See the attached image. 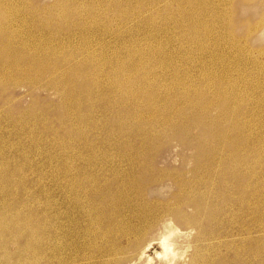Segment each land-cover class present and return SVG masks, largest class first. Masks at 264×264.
<instances>
[{
    "label": "rangeland",
    "instance_id": "1",
    "mask_svg": "<svg viewBox=\"0 0 264 264\" xmlns=\"http://www.w3.org/2000/svg\"><path fill=\"white\" fill-rule=\"evenodd\" d=\"M10 1L11 5L7 4L8 1L2 4V21L5 20L4 23H1L2 27L9 33L8 35L14 45H18L17 47L22 49L19 54L21 56L26 55L25 60L29 56L30 58H28L29 62L24 64V67H22L23 63L19 66L17 72H15L16 75L9 72L8 75L0 76V264H44L41 259L48 256L52 264L57 263L56 258L59 256L68 260L71 257L70 250L68 252L62 249L58 251L54 244L49 248L47 243L41 253L38 251L35 256H32L33 244L37 239H39V245L43 244L47 231L51 232L52 238H62L69 243V246H77L82 252L77 254L76 259L84 254L85 251L83 250H91L95 244L102 245V250L107 252L108 249L115 248L118 252L117 249L126 248L127 241L117 242H120L121 237L117 227L108 228L107 217L109 215L95 217L96 221H100L101 224L100 226H93L89 231H82L81 226L74 228L75 240L69 234L60 235L57 232L59 215L64 212L67 206L71 205L74 197L71 195L67 197L60 190V186L57 188V183H61L60 180L62 179L61 164H67L77 170L76 168L79 169L86 160L90 162V166H87L88 172L86 170L87 173L76 174L74 176L76 180L85 176L89 178L91 174L100 176L98 184H102V181L107 180L110 175H113V178L124 177L123 168L120 166L123 165L126 168L128 164L122 161L119 165L118 162L123 159H130L133 154L134 156L137 154L138 158L141 157L140 160L153 157L156 168L155 176L159 177L162 182L157 188H150L144 199L140 195L132 193L116 201L115 205L121 200L125 202L115 207L117 209H113L112 216L120 214L119 217L123 220L127 219L125 222L130 219L131 222L129 221L126 224H129L128 227L131 229H140L141 227V231L147 230L148 226H151V222L153 226H156L153 231L143 232L141 239L140 236L138 239V243H150V248L146 252L149 258H154V253L160 251L157 243L158 231L156 230H161V222L169 221L172 226L183 234V238L181 237L178 243L180 248L183 249L187 242L189 248H191L180 252L177 263H180L182 258L191 255L192 251L195 252L193 254L195 257L202 256L214 260H217L221 254L223 259L219 260L217 264H257L259 257L264 261V0H249L246 4H240V1L234 0L231 2L232 4H228V7L225 6L226 0H214L220 6V9L216 12L209 11V15L207 14L204 19L209 25H213L214 30H218L216 27L219 28L220 32L214 30L210 32L211 27L209 26V29L207 28L208 33H205V35L209 36L210 34L212 40L210 42L206 41L205 44L208 52L210 51L217 56L218 62L212 66L210 60L205 57L203 61L209 65L208 67L211 66L207 70L200 69V62L202 61L198 64L196 62L197 58L203 57L202 55L200 57L199 54V44H203L204 42L201 41H205L204 37H206L204 36V40L202 39L203 33L201 32H203V28L201 29L202 26H199L198 32L196 30H194L195 33L191 31V40H189L188 28L183 27L186 30L182 27L178 29V26H175L177 24L173 23L174 16L177 13L174 11L176 6L173 0H91V2L90 0H66V3L63 2L62 7H69L68 9L76 14L72 16L66 12L68 17L65 18L67 22L65 24L67 27L68 24L71 25L70 28L68 27L69 29L62 24L63 22L57 24L54 21L51 22V19L50 22L44 20L47 22L45 24H36L37 27L35 24L31 25L32 22L29 21L30 19L27 16L29 12L25 10V13L23 10L34 9V14H31L33 18L37 14L42 19L45 17L52 18L55 17L58 10H50V8L58 4L57 1L59 0ZM194 1L192 7L199 11L203 0ZM177 2L180 3V18L184 24L188 21L189 15L192 18L189 23H192L191 26L193 24L195 26L196 11L189 10L187 0ZM185 4H187L188 14H185L183 10ZM38 12H41V14ZM103 12V16L100 15ZM126 19L129 20L121 26L120 22ZM226 20L234 26V33L229 36L223 30L225 29ZM97 21L103 22L104 27L99 26ZM76 22L80 24H78L79 27L75 25ZM84 24L86 29L83 27ZM58 25L60 26L58 27ZM204 26H207V23ZM71 27H75V30ZM59 28L63 30L61 31ZM77 28H81V30ZM71 29L72 31H70ZM103 30H107L108 33L110 31V34L103 40H99L98 38L101 37L100 33H103ZM96 41H98L97 44ZM176 47H179V49ZM86 49L89 52L90 50L93 51L96 60L91 63H97V67L104 66L105 61L108 60L112 62L114 60V65L119 60L120 65L114 69L113 72L116 71V73H112L113 75L108 74L111 73V70L107 73L104 72L103 76L98 77V74L92 76V80L101 85L99 88H94L93 93L98 94V96L102 95L101 98L104 100L98 104L101 101L99 99L93 105H86L78 110L72 105L60 103L62 101L61 97L55 93L53 86L51 87V80H49L51 77L48 75L61 73L69 67L79 64V60L86 58L88 53ZM96 52L101 53L100 56H97ZM176 52L180 53L176 55ZM102 54L105 57L101 56ZM80 55L83 56L81 59ZM56 58L58 59L56 60ZM44 59L45 61H43ZM127 60H130L129 63H127ZM34 61L40 62V65L34 63ZM29 63L30 65L35 64L31 65L30 70L28 69ZM131 63L136 65L135 67L139 66L137 70L140 71V76H138L139 74L135 75L134 70L136 68L133 67L134 65L131 66ZM89 67L90 64L87 65L88 71H90ZM123 67L127 71L126 78L128 79L125 81H122V73L120 72L124 69ZM45 68L52 70L46 72ZM215 71L219 73L226 71L228 77H224V80L218 79ZM117 73L120 74L119 78H116ZM107 76H110V78ZM114 76L116 81L119 82H115ZM221 80L223 82L219 84ZM175 82L177 83L175 84ZM207 82L208 84H206ZM211 82L213 85L210 84ZM21 83L26 86L24 87ZM109 83H111L112 89L107 90L105 87ZM186 83L192 85L188 86ZM232 83H234V88L233 91H230ZM224 87H227V90L218 96L216 91L219 88L221 91ZM128 88H132V90L129 91ZM138 89L140 93L134 98L132 93H138ZM184 90H186V93ZM194 90L206 93L207 97L213 102H217L220 97L223 100L229 114V121H225L223 117L224 121L219 127L220 132L223 134L222 143H229L228 148L225 149V154L231 155L235 151L236 166H238V163L240 165L239 168H235L239 171L238 183L236 182L240 185L239 191H230V184H225L226 193L222 197L232 198L233 201L231 200L230 205L224 206L219 215L214 216L213 225L210 228V240L205 242L204 240L199 242L195 240L196 229L188 226L182 218L184 214H190L192 209L184 208L177 212L172 205L174 204V195L178 192L173 182L187 183L192 178L189 171L193 169L195 163V150L193 147L183 146L180 140L174 137L167 141L159 140L152 145H147L148 140L146 139L156 133L155 129L149 127L146 128V138L140 136L134 138L132 132L129 133L131 135L128 137L114 133L119 125L124 126L126 129H132V127L134 129V119L142 120L149 117L152 112L149 110L150 108H147L149 104V102L147 103V97H151L150 100L154 106L166 107L165 109L169 111L178 104L184 106L185 101L182 98L187 97L185 96L187 93L192 96ZM180 92L184 93L181 95ZM149 106L151 105L149 104ZM181 106L178 105L177 107ZM233 106H235V109H232ZM135 108H138L139 111L135 112ZM63 110L64 113L67 110L66 118L62 117L64 115ZM138 113H142L144 117ZM212 113L213 115L217 114L216 112ZM159 114L158 116L161 115ZM139 117L140 119H138ZM72 128L71 131L75 134L70 131ZM192 132L195 133L196 129ZM164 134L172 135V130L163 128L162 135ZM130 146H133L134 149ZM102 165H107L103 172L99 171V167ZM117 166L118 168H116ZM234 166L235 163H232V167ZM227 170H223L222 178L226 175ZM164 171L167 177L159 174ZM221 171L219 169V172ZM70 180H72V175ZM208 183L211 182L208 181ZM209 190L211 191L210 188ZM183 192H187L186 189ZM224 198L222 199L224 200ZM79 200H82V198H79ZM166 201L172 209L168 211L166 207H163L165 211L161 212L158 209ZM156 211L161 214L155 215L156 221L155 219L151 220L149 213H155ZM14 216L19 219L32 216L35 222H28L22 228L18 224L16 228L5 229L3 221ZM48 218H50L49 221ZM177 220H180V222ZM130 237L133 238V235H130ZM136 250L135 247H132L125 254L111 256L110 258L113 260L108 258L106 264H129V258L135 257L138 252ZM121 252L122 250L119 253ZM36 256H41V258L38 257L37 262L32 261V259L37 258ZM96 259L91 260V264H97ZM103 259L106 260L107 257ZM188 260L187 258V264ZM149 264H157L155 258Z\"/></svg>",
    "mask_w": 264,
    "mask_h": 264
},
{
    "label": "bare ground",
    "instance_id": "2",
    "mask_svg": "<svg viewBox=\"0 0 264 264\" xmlns=\"http://www.w3.org/2000/svg\"><path fill=\"white\" fill-rule=\"evenodd\" d=\"M8 1V2H7ZM89 1V0H88ZM179 0H173L174 5L176 6V9L174 11H176V15L174 16L173 19V23L177 24L175 26H178V29L180 27H187L189 30L188 33V39L191 40V31L193 33H195L196 31L198 32L199 26L201 29L203 28V36L202 39L205 35V33H208L207 28L209 29V26L211 27V30H214L212 27L213 25H209L208 22L204 19V17H206V15L209 13V11H214L216 12L218 9H220V6L214 1V0H203L202 4L200 6V10L198 11L194 9V7H192L193 5V1L194 0H187V4L188 7L190 8L189 10L196 11L195 13V21H196V25L194 26V24L191 26L192 23H189L190 20H192V18L189 17L188 15V21L186 22V24H184V22L182 21V19L180 18V3L177 2ZM234 0H226V4L228 7V4L233 2ZM240 1V4H246L249 2V0H238ZM7 4H12L11 1L9 2V0H0V76L5 75L7 73H15L17 72L18 68L20 65H22L24 67V64H26L28 61V58H30V56L27 58V60L24 59V57L26 56H21L22 49H20V47H17L16 45H14L12 39L9 37V33L6 32V30L2 27V22L4 23L5 20L2 21V4L6 3ZM23 2V1H22ZM58 4L54 5L52 8H50V10H58L56 11V15L55 17H45L44 19L40 18L39 14H37L38 18H33L31 14H34L33 10H29V9H23L24 11L27 10V12H29L27 14V16L29 17V21H31V25L32 24H39L41 25V23H47L50 19L52 20L51 22H56L57 24H60L58 22H63V25L65 24V18H67L68 16L66 12H68L69 14H71L72 16H75V12H73L72 10L68 9L67 7L64 8L62 7L63 2L66 3V0H59L57 1ZM70 2V1H68ZM81 2V1H80ZM91 2V0H90ZM126 2V1H125ZM195 2V1H194ZM54 3V2H53ZM25 4V3H24ZM23 4V5H24ZM82 4V2H81ZM98 4V3H97ZM187 4H185L184 6V13L188 14V8H187ZM198 4V3H197ZM232 4V3H231ZM29 5V3H28ZM79 5V4H78ZM83 5V4H82ZM81 7V6H80ZM97 7V6H96ZM117 7V6H116ZM27 8V7H26ZM44 8V7H43ZM86 8V7H84ZM10 9V8H9ZM31 9V6H30ZM76 9V8H75ZM78 9V7H77ZM229 9V8H226ZM4 10V9H3ZM89 10V9H88ZM87 10V11H88ZM95 10V9H94ZM107 10V9H106ZM182 10V8H181ZM182 10V11H183ZM232 10V9H231ZM41 11V10H40ZM77 11V10H76ZM188 11V12H187ZM203 12L202 14L200 12ZM78 12V11H77ZM102 12V11H101ZM187 12V13H186ZM228 12V11H227ZM26 13V11H25ZM41 14V12H38ZM44 13V12H43ZM52 13V12H51ZM50 13V14H51ZM81 13V12H80ZM85 13V12H84ZM89 13V12H88ZM92 13V12H91ZM90 14V13H89ZM104 12L101 13L100 15L103 16ZM198 14V15H197ZM221 14V13H220ZM31 15V16H29ZM48 15V14H47ZM52 15V14H51ZM88 15V14H87ZM93 15V13H92ZM209 15V14H208ZM43 16V15H42ZM50 16V15H49ZM230 16V15H229ZM85 17V16H84ZM90 17V16H89ZM92 17V16H91ZM183 17V16H182ZM79 18V17H78ZM81 18V17H80ZM94 18V17H93ZM92 18V20H93ZM104 18V17H103ZM106 18V17H105ZM104 18V19H105ZM4 19V17H3ZM82 19V18H81ZM80 19V20H81ZM43 20V21H42ZM46 20V21H44ZM96 20V19H95ZM129 19H126L125 21L120 22L121 26H123ZM230 20V19H229ZM84 21V19H83ZM193 21V22H195ZM210 21V20H208ZM50 22V21H49ZM94 22V21H93ZM93 22H91L93 24ZM98 22V21H97ZM133 22V20H132ZM55 23V25H57ZM67 23V22H66ZM78 26V22H76ZM207 23V26H204V24ZM61 24V26H62ZM86 24V23H85ZM84 24V28L86 29V25ZM90 24V25H92ZM95 24V23H94ZM99 26H103L104 27V23H97ZM119 24V23H118ZM74 25V24H73ZM72 25V26H73ZM74 25V26H75ZM80 25V24H79ZM97 25V27H98ZM60 25H58L59 27ZM71 25L68 24V27L70 28ZM76 26V27H77ZM204 26V27H203ZM218 26V25H217ZM228 26V27H227ZM11 27V26H10ZM35 27V26H34ZM37 27V25H36ZM57 27V26H56ZM67 27V25H66ZM67 27V28H68ZM79 27V26H78ZM81 27V26H80ZM82 27V28H83ZM88 27V26H87ZM249 27V26H248ZM53 28V27H52ZM68 28V29H69ZM71 28H75V27H71ZM83 28V29H84ZM95 28V27H93ZM57 29V28H56ZM61 29V28H59ZM65 29V27H64ZM67 29V31L69 32V30ZM79 30H81V28H77ZM184 29V28H183ZM216 29L218 30H214L217 32H220L219 28L216 27ZM49 30V29H48ZM63 29H61L62 31ZM75 30V29H74ZM89 30V29H88ZM96 30V28H95ZM94 30V31H95ZM186 30V29H184ZM196 30V31H194ZM224 31L227 32V36L231 35L234 33V26H232L230 24L229 21L226 20L225 23V29H223ZM47 31V30H46ZM60 31V30H59ZM66 31V30H65ZM72 31V29L70 30ZM93 31V30H92ZM9 32V31H8ZM64 32V31H63ZM67 32V34H68ZM98 32V31H97ZM66 33V32H64ZM70 33V32H69ZM107 30H103V33H100L101 37L98 38L99 40H103L104 38H106L109 34ZM264 33V31H263ZM71 34V33H70ZM16 35V34H15ZM196 35V34H195ZM211 35L209 34V36L204 37L205 41H201L204 42L203 44H199V54L200 57L201 55L203 57L201 58H197V64L200 62V69L202 70H207L210 67H208L209 65L203 61L205 57H207V59L210 60L211 65H215L218 62V58L216 55L212 54L210 51L208 52L207 50V46L205 44L206 41L212 40ZM213 38V37H212ZM230 38V37H229ZM11 39V40H10ZM193 39V38H192ZM197 39V38H195ZM200 39V37H199ZM201 39V40H202ZM233 39V38H230ZM136 40V39H135ZM204 40V39H203ZM15 41V40H14ZM199 41V40H198ZM86 42V41H85ZM88 42V41H87ZM98 41H96L97 44ZM197 42V41H196ZM192 43V42H191ZM106 44V43H105ZM193 44V43H192ZM192 44H190L192 46ZM205 44V45H204ZM215 44V43H214ZM233 44V42H232ZM189 45V46H190ZM101 46V45H100ZM135 46V45H134ZM188 46V47H189ZM190 46V47H191ZM90 47V46H89ZM187 47V48H188ZM228 47V46H227ZM87 48V47H86ZM179 49V47H176ZM209 48V47H208ZM17 49H19L20 51H18ZM90 49V48H89ZM99 49V48H98ZM238 49V48H237ZM69 50V49H68ZM85 50V49H84ZM105 50V49H104ZM103 50V51H104ZM127 50V49H126ZM177 50V49H176ZM86 51H88L86 49ZM128 51V50H127ZM126 51V52H127ZM180 51V50H179ZM190 52V50H188ZM188 52V53H189ZM83 53V52H81ZM96 52L97 56H100L101 53ZM103 53V52H102ZM180 53V52H179ZM178 52H176V55L179 54ZM198 53V52H197ZM85 54V53H84ZM90 56H87V55ZM144 54V53H143ZM190 54V53H189ZM39 55V54H38ZM43 55V54H42ZM67 55V54H66ZM83 55V54H82ZM86 55V58H82L83 56L80 57V59L82 58L83 60H79L78 63L79 64H70L73 65L71 67H69L67 70L61 72V73H51L50 76L51 80L50 81V85L51 87L53 86L55 93H57L60 97H61V102L62 104L65 105H72L75 108H77L78 110L81 109L83 106L86 105H93L94 102L99 101V99L101 101L98 102V104L100 102H102L104 99L101 98L102 95L98 96V94L96 95L94 92V88H99L101 85L100 83H96L92 80V76L98 74L99 76H103L104 72H109L111 71V73H108L110 75H113L112 73H116L113 72L114 69H116V67L119 64V60H117L116 64L114 65L113 62L111 60H108L107 62L105 61V69L104 66L102 67H97V63L93 64L91 63L93 60L95 61L96 57L93 54V51L90 50V52L88 51ZM142 55V54H141ZM140 55V56H141ZM103 56V54L101 55ZM225 56V55H224ZM223 56V57H224ZM249 56V55H248ZM60 57V56H59ZM105 57V56H103ZM129 57V56H128ZM127 57V58H128ZM132 57V56H131ZM46 58V57H44ZM73 58V57H72ZM137 58V57H136ZM32 59V58H31ZM37 59V58H36ZM39 59V58H38ZM58 58H56L57 60ZM74 59V58H73ZM129 59V58H128ZM180 59V58H179ZM102 60V59H101ZM134 60V59H133ZM31 61V60H30ZM41 61V60H39ZM45 61V59L43 60ZM42 61V62H43ZM48 61V60H46ZM128 61V60H127ZM130 61V60H129ZM129 61L127 63H129ZM61 62V61H60ZM99 62V61H98ZM126 62V61H125ZM132 62V61H131ZM207 64H205V63ZM209 62V61H207ZM34 63H37L34 61ZM40 62H38L37 64H39ZM47 63V62H46ZM53 63V62H52ZM75 63V61H74ZM135 63V62H132ZM131 63V66L134 65ZM28 64V63H27ZM43 64V63H41ZM55 64V63H54ZM62 64V63H60ZM67 64V63H65ZM90 64V71H88L87 65ZM126 64V63H125ZM210 64V63H209ZM30 65V63H29ZM28 65V69L30 70L32 67L31 65H35V64H31L30 66ZM40 65V64H39ZM63 65V64H62ZM178 65V64H177ZM43 66V65H42ZM45 66V65H44ZM43 66V67H44ZM54 66V65H53ZM58 66V65H57ZM125 66V65H124ZM136 65H134L133 67H135ZM207 66V67H205ZM27 67V66H26ZM35 67V66H34ZM38 67V65H37ZM63 67V66H62ZM126 67V66H125ZM139 67V66H137ZM135 67L136 69L134 70L135 75L139 74V70H137L138 68ZM52 68V66H51ZM66 68V67H65ZM64 68V69H65ZM124 68V67H123ZM127 68V67H126ZM130 68V66H129ZM28 69H26L28 71ZM36 69V68H35ZM40 69V67H39ZM46 69V68H45ZM53 69V68H52ZM51 69V70H52ZM122 69V68H120ZM128 69V68H127ZM38 70V69H37ZM43 70V69H41ZM47 70V69H46ZM50 70V68L46 71L48 72ZM50 70V71H51ZM123 70V71H122ZM120 72L122 73V81H125L126 76H127V71L126 69H122ZM125 70V71H124ZM131 70V68H130ZM5 71V72H4ZM61 71V70H60ZM118 71V70H117ZM119 72V73H120ZM208 72V71H207ZM216 72V71H215ZM21 73V72H20ZM29 73V71H28ZM27 73V75H28ZM203 73V72H202ZM210 73H212L210 71ZM19 74V72H18ZM24 74V73H23ZM46 74V73H45ZM49 74V73H48ZM107 74V75H108ZM206 74V73H205ZM216 76H218V79H223L224 77H228L226 74V71L222 72H216ZM250 74V73H249ZM8 75V74H7ZM14 75V74H12ZM16 75V73H15ZM26 75V74H25ZM37 75V74H36ZM40 75V74H39ZM106 75V74H105ZM141 74H139L138 76H140ZM202 75V74H201ZM211 75V74H210ZM19 76V75H18ZM34 76V75H32ZM120 74L117 76L116 78H119ZM15 77V76H14ZM44 77V76H43ZM110 78V76H107ZM112 77V76H111ZM132 77V76H131ZM137 77V76H136ZM205 77V76H204ZM203 77V78H204ZM116 78L114 76L115 82H119L116 81ZM186 78V77H185ZM8 79V78H7ZM14 79V78H13ZM16 79V77H15ZM18 79V78H17ZM23 79V78H22ZM96 80V78H94ZM107 79V78H106ZM187 79V78H186ZM189 79V78H188ZM43 80V78H42ZM178 80V79H177ZM175 80V81H177ZM206 80V79H204ZM130 81V80H129ZM217 81V80H216ZM48 83V81H46ZM128 82V81H127ZM178 82V81H177ZM175 82V84L177 83ZM205 82V81H204ZM210 82V81H209ZM223 81H219V84L222 83ZM264 82V81H263ZM26 83V82H25ZM34 83V82H33ZM45 83V82H44ZM43 83V84H44ZM45 83V84H47ZM102 83V81H101ZM112 83V82H111ZM111 83H109L108 85L103 86L105 87L107 90L108 89H112L111 88ZM123 83V82H122ZM218 83V81H217ZM10 84V83H9ZM14 84V83H12ZM11 84V85H12ZM22 84V83H21ZM42 84V83H41ZM40 84V85H41ZM114 84V83H113ZM128 84V83H127ZM126 84V85H127ZM185 84V83H184ZM187 84V83H186ZM208 84V82L206 83ZM205 84V85H206ZM212 84V82L210 83ZM233 84V85H232ZM231 85V89L230 91H233L234 88V83H232ZM17 85V84H16ZM19 85V84H18ZM17 85V86H18ZM23 85V84H22ZM115 85V84H114ZM120 85V83H119ZM188 85V84H187ZM192 85V84H189ZM188 85V86H189ZM213 85V84H212ZM230 85V84H229ZM4 86V85H3ZM7 86V85H6ZM16 86V87H17ZM24 87L26 85H23ZM29 86V85H28ZM32 86V85H31ZM124 86V85H122ZM131 86V84H130ZM129 86V87H130ZM207 86V85H206ZM219 85L217 84V87ZM15 87V86H14ZM22 87V86H21ZM38 87V86H37ZM36 87V88H37ZM49 87V86H48ZM119 87V86H117ZM192 87V86H191ZM194 87V85H193ZM123 88V87H122ZM121 88V89H122ZM125 88V87H124ZM181 88V87H180ZM189 88V87H188ZM187 89V91L189 92V90ZM205 88V87H203ZM221 88V86H220ZM220 88L216 91V94L219 96L221 95V93H224V91L227 90V87H224V89H222L220 91ZM32 89V88H31ZM30 89V90H31ZM43 89V87H42ZM45 89V88H44ZM48 89V88H47ZM115 89V88H114ZM117 89V88H116ZM153 89V88H152ZM171 89V88H170ZM191 89H195V88H191ZM52 90V91H54ZM127 90V88H126ZM128 90H132L128 88ZM134 90V89H133ZM180 90V89H179ZM209 90V89H208ZM4 91V90H3ZM27 91V90H26ZM118 91V89H117ZM120 91V90H119ZM140 90L138 89V93H132L133 97L136 98L135 96L139 95ZM181 91V90H180ZM183 91V90H182ZM203 91V90H202ZM210 91V90H209ZM213 91V90H212ZM242 91V90H241ZM46 92V91H44ZM184 92L186 93V90H184ZM182 92V93H184ZM193 95L190 96L187 94H185V96L187 97H183L182 99H184L185 101V105L183 106L182 104H178L181 107H175L173 109H170L169 111H167L164 107H161L158 105L154 106V104L151 102L150 98L147 97L149 104L151 106H149V104L147 105V108L149 110H151L152 113H150L149 117L144 118L142 120H136L134 119L133 121V126L134 129L132 127V129H126L124 128V126L119 125L117 127V129L115 130V134L118 135H122V136H126L128 137L130 132H132L134 134V138H137L138 136L140 137H144L146 138V131H147V127L149 128H153L156 130V133L153 134L154 135H150L148 140L147 145H152L153 143L159 141V140H170L171 137H174L178 140H180L181 144L185 147H193V149L195 150V157H194V166L193 169H191L190 174H191V179L190 181H188L187 183H182L179 182L177 183L176 181L173 182L175 185V189L178 191L175 195H174V204L173 208H176L175 210L177 212L181 211L184 208H191L192 211L190 214H184V216L182 217L184 219V222L186 221V224H188V226L190 227H194L193 229H196V235L194 236L196 241H209L210 240V228L212 227L211 225H213V221H214V216L215 215H219L220 211H222V208L224 206L230 205L232 203V198H224L222 197V195H224V193H226V187L225 184H230V191H239V184H237V180L239 179V171L235 170V168L237 169L238 166H236L237 161L235 160L234 154L235 151L233 152L234 154H225V149L228 148V144L229 143H222V139H223V134L220 132L219 127L221 126L223 120V117L225 119V121H229L228 119V111L225 104L223 103V100H221V97L217 100V102H213L210 98L207 97L206 93H201L198 92L197 90L192 91ZM9 93V92H8ZM28 93V92H27ZM25 93V94H27ZM120 93V92H119ZM127 93V92H125ZM124 93V94H125ZM130 93V92H128ZM179 93V92H178ZM181 93V92H180ZM181 93V95H182ZM220 93V94H219ZM13 94V93H11ZM212 94V93H211ZM214 94V92H213ZM241 94V93H240ZM28 95V94H27ZM128 95V94H127ZM130 95V94H129ZM152 95V94H151ZM177 95V94H176ZM238 95V94H237ZM236 95V96H237ZM213 96V95H212ZM132 97V96H131ZM238 97V96H237ZM11 98V97H10ZM154 98V97H153ZM212 98V97H211ZM244 98V97H243ZM60 99V98H59ZM156 99V98H154ZM158 99V98H157ZM8 100V99H6ZM177 100V99H176ZM132 101V100H131ZM180 101V100H179ZM129 102V100H128ZM126 102V103H128ZM164 102V101H163ZM6 103V102H5ZM8 103V102H7ZM135 103V102H134ZM137 103V102H136ZM139 103V102H138ZM178 103V102H177ZM182 103V102H181ZM122 104V103H121ZM161 104V103H160ZM159 104V105H160ZM164 105V103H163ZM60 106V104H59ZM71 106V107H72ZM145 106V105H144ZM175 106V105H174ZM239 106V105H238ZM8 107V106H7ZM139 107V106H138ZM235 106H233L232 109ZM61 108V107H60ZM73 108V107H72ZM169 108H171L169 106ZM5 109V108H4ZM231 109V108H230ZM229 109V110H230ZM238 109V108H237ZM135 112L139 111L138 108L134 109ZM66 112L62 113V117L66 116L67 110H65ZM26 112V111H25ZM167 112V113H166ZM212 112H216V115H213ZM28 113V112H27ZM161 115H160V114ZM25 114V113H24ZM74 114V113H73ZM139 114V113H138ZM142 114V113H141ZM139 114V115H141ZM158 114L160 116H158ZM237 114V113H236ZM134 115V114H133ZM138 115V116H139ZM233 115V114H232ZM8 116V115H7ZM24 116V115H23ZM22 116V117H23ZM126 116V115H125ZM143 116V114L141 115ZM29 117V116H28ZM144 117V116H143ZM35 118V117H33ZM66 118V117H65ZM107 118V117H106ZM135 118V117H134ZM137 118V117H136ZM231 118V116H230ZM62 119V118H61ZM140 119V117L138 118ZM64 120V119H63ZM68 120V119H67ZM239 120V119H238ZM62 121V120H61ZM69 121V120H68ZM95 122V121H94ZM245 122V121H244ZM69 123V122H68ZM99 123V122H98ZM111 123V122H110ZM63 124V123H62ZM61 124V125H62ZM102 124V123H101ZM104 124V123H103ZM97 125V123H96ZM25 126V125H24ZM71 126V125H70ZM240 127V126H238ZM237 127V129H238ZM163 128H170L172 130V135H162V130ZM236 128V127H235ZM234 128V129H235ZM243 128V127H241ZM240 128V129H241ZM68 129V128H67ZM98 129V128H97ZM196 129V132L193 133L192 131ZM228 129V128H227ZM239 129V130H240ZM64 130V129H63ZM73 130L70 129V131ZM75 130V129H74ZM17 131V130H16ZM96 131V130H95ZM228 131V130H227ZM64 132V131H63ZM72 132V131H71ZM102 132V131H101ZM164 132V131H163ZM169 132V131H168ZM74 133V132H72ZM94 133V132H93ZM75 134V133H74ZM69 136V134H68ZM111 136V135H110ZM115 136V135H114ZM113 136V137H114ZM43 137V136H42ZM139 138V137H138ZM126 139V138H125ZM123 140V138H122ZM121 140V141H122ZM227 140V138H226ZM161 142V141H160ZM123 144V142H122ZM126 144V143H124ZM128 145V144H127ZM131 145V144H130ZM181 145V146H182ZM137 146V145H136ZM143 146V145H142ZM133 147V146H130ZM144 147V146H143ZM127 149V148H126ZM134 149V147H133ZM132 149V150H133ZM145 149V148H144ZM136 150V149H135ZM139 150V149H138ZM143 151V150H142ZM147 151V149H146ZM144 151V152H146ZM65 152V151H64ZM189 152V151H188ZM141 153V152H140ZM143 153V152H142ZM229 153V152H228ZM124 154V153H123ZM130 155V154H129ZM5 156V155H4ZM78 156V155H77ZM87 156V155H86ZM125 157V156H124ZM148 157V156H147ZM234 157V158H233ZM78 158V157H77ZM137 154L132 157H130V159H123L121 161L118 162V164L122 161L127 162V167L125 168L123 165L120 166L121 168H123V173H124V177H112L110 174L109 178L107 180H103L102 184H98L99 181V177L96 175H89L88 177H81V178H77V180L74 178V176L81 172H85L87 170L88 172V167L90 166V162L89 161H85L83 162L82 166L77 170H74L72 167H70L69 165H64L61 164V176L62 179L60 180V182H58V186L60 190L62 192H64L65 195H71L72 197H74V201H72L70 206H67L66 209L64 210V212L59 215V220H58V226H57V232H59L60 235H66L69 234L71 235L72 239L75 240L74 238V232L73 229L81 226L82 231H89L93 228V226H100L101 222L100 221H96L95 217H100L103 215H109L107 217V221H108V228L109 229H113L114 227H117L119 233L121 234L120 237V242L117 241L118 243H121L122 241H127L126 244V248L121 247L117 250H119L118 252H116L115 248L113 249H108V252L105 250H102V245L99 244H95L94 247L91 250H83L85 251L83 255L80 256V258L78 257V259H76L77 254H79L80 252H82L81 250H79V248L77 246H69L68 242H66L65 239L62 238H52L51 236V232L47 231V236L45 237V239H43L45 242L41 245H39V239H37L35 241L34 248L31 251V254H33L32 256H35L37 254V252L39 251L41 253L42 249L46 246V243L48 245V247L50 248L52 246V244L55 245L56 248H58V251H60V249L62 250H66L67 252L70 250L71 251V257L68 260H65L66 258L59 256L58 258H56L57 263L56 264H91V262L93 261V259L97 258L96 260L98 261L97 264H106V262L108 261V258H110L111 256H118V255H122L125 254L126 251H128L130 248H136L138 250V252L136 253L134 258H129L130 263L129 264H149L153 262V259L155 258V261L157 262V264H176L177 263V259H179L180 256V252L181 251H185L189 248L190 246L188 245V242L186 243V245L182 248H180V246L178 245V243L180 242V238L183 236V234L178 231V229H176L174 226H172L170 224V222L168 221H163L161 222L162 224L160 226H162L160 229L161 230H156L158 231L157 233V243L160 247V251H157L154 253V258H149L148 255L146 254L147 250L150 248V243L148 244H142V243H138V239L140 236L141 239V235H143L142 233H147V231H153L156 226L152 224L151 222V226H148L147 230L141 231V227L140 229H131L130 227H128V225L126 223H128L130 221V219L127 221V219H124L119 217L120 214L118 215H114L113 214V209L115 207H118L120 205H122L125 201L121 200L118 204L115 205L116 201L124 198L127 194L130 195L132 193H135L136 195H140V197H142L144 199L145 195L147 194L148 190L150 188H154V187H158L160 185V183L162 182L161 179H159V177L155 176L156 173V168L154 166V161L155 159L153 157H148L147 158H142L140 160V158H138ZM91 159V158H90ZM92 160V159H91ZM234 160V161H233ZM74 161V160H73ZM65 162V160H64ZM79 162V161H78ZM93 163V162H92ZM97 163V162H96ZM99 163V162H98ZM232 163H235V166L232 167ZM73 164V163H72ZM119 164V165H120ZM86 165V167H85ZM95 165V162H94ZM92 166V165H91ZM107 165H102L99 167V171H105ZM98 168V167H97ZM118 168V166L116 167ZM239 168V167H238ZM92 169V168H91ZM219 169L222 170L221 172H219ZM228 169L226 175L224 176V178H222V172L223 170ZM97 170V169H96ZM112 170V169H111ZM16 171V170H15ZM98 171V170H97ZM163 171V170H161ZM4 172V171H3ZM60 172V171H59ZM85 172V173H87ZM108 172V170H107ZM113 172V171H112ZM115 172V171H114ZM160 172V171H159ZM187 172V171H186ZM10 173V172H9ZM97 173V172H96ZM117 173V171H116ZM177 173V172H175ZM113 174V173H112ZM121 174V173H120ZM159 174H162L164 177H167V175H165V171L161 172ZM19 175V174H18ZM26 175V174H25ZM72 175V180H70V177ZM101 175V174H100ZM104 175V174H103ZM158 175V174H157ZM161 175V176H162ZM107 176V175H106ZM120 176V175H119ZM162 176V177H163ZM60 177V176H59ZM176 177V176H175ZM179 177V176H178ZM61 178V177H60ZM104 178V176H103ZM161 178V177H160ZM172 178V177H171ZM181 178V177H180ZM187 178V177H186ZM116 179V182H115ZM174 179V178H173ZM185 181V178L183 179ZM182 181V180H181ZM208 181H210L211 183L209 184ZM240 181V180H239ZM237 182V183H236ZM236 183V184H235ZM184 187V188H183ZM209 188L211 189V191L209 190ZM186 189L187 192H183ZM51 190V189H50ZM210 193V194H209ZM210 195V196H209ZM46 196V194H45ZM61 197V196H60ZM63 197V196H62ZM65 197V196H64ZM63 197V198H64ZM79 198L82 200H79ZM224 198V200L222 199ZM71 199V198H70ZM63 200V199H62ZM232 200V201H231ZM65 202V201H64ZM167 202V201H166ZM163 203L162 205H160V208L158 210H160L161 212H164L165 209L163 207H166V209H168V211L170 209H172V207H170L167 203ZM228 202V204H226ZM161 204V203H159ZM64 206V205H63ZM117 209V208H115ZM174 212V211H173ZM175 213V212H174ZM161 214L159 211H156L155 213H149L151 220H154L156 218L155 215ZM170 214V213H169ZM180 214V213H179ZM22 215V214H21ZM165 215V214H164ZM172 215V214H171ZM178 215V214H177ZM180 216V215H178ZM19 216V215H18ZM136 216V215H133ZM231 216V215H230ZM260 216V215H259ZM25 217V216H24ZM165 217V216H164ZM175 217V216H174ZM171 218V217H170ZM180 218V217H179ZM50 218H48L49 221ZM176 219V218H175ZM182 219V220H183ZM156 221V219H155ZM180 222V220H177ZM5 224V229H12V228H16L18 226V224L20 225V227L22 228V226L28 222H32L34 223V217L32 216H26L23 219H19L16 216L14 217H10L8 220L3 221ZM131 222V221H130ZM254 222V221H253ZM155 223V222H154ZM156 224V223H155ZM158 225V224H157ZM153 226V227H152ZM182 226V225H181ZM187 226V225H186ZM50 230V229H49ZM188 230V229H187ZM186 230V231H187ZM190 230V229H189ZM188 230V231H189ZM155 231V232H156ZM195 231V230H194ZM192 232V231H191ZM190 234V233H189ZM130 235H133V238L130 237ZM185 235V234H184ZM194 235V234H193ZM186 236V235H185ZM191 236V235H190ZM131 239H130V238ZM188 237V236H187ZM183 238V237H182ZM218 238V237H217ZM189 240V239H187ZM214 240V239H213ZM191 241V240H190ZM106 242V241H105ZM103 243V242H102ZM208 243V242H207ZM196 244V243H195ZM199 244V243H198ZM58 245V246H57ZM116 245V244H115ZM142 245H144L143 247H141ZM100 246V247H99ZM199 246H201L199 244ZM194 247V246H193ZM198 247V245H197ZM111 248V247H110ZM201 248V247H200ZM206 249V248H205ZM204 249V250H205ZM115 250V251H114ZM122 250L121 253H119ZM136 250V251H137ZM194 250H196L194 248ZM199 250V249H198ZM114 251V252H113ZM134 251V250H133ZM135 251V252H136ZM203 251V250H202ZM134 252V253H135ZM195 252L192 251V253H190L191 255H188L187 257L182 258L180 263L177 264H187L186 260L187 258L188 260V264H217V262L222 258V255L220 254V256H218L217 260L214 259H209L206 257H195V255H193ZM197 253V251H196ZM207 253V252H206ZM61 254V253H60ZM127 254V253H126ZM202 254V253H200ZM208 254V253H207ZM53 255V254H52ZM59 255V254H58ZM185 255V254H184ZM199 255V254H198ZM126 256V255H125ZM208 256V255H207ZM36 259H32V261H38L39 258H41V256H36ZM39 257V258H38ZM49 257V256H48ZM48 257H44L41 259V261L44 264H52L51 261H49ZM107 257L106 260H104L103 258ZM120 257V256H119ZM209 257V256H208ZM112 258H110L111 260ZM118 259V258H117ZM255 259V258H254ZM92 260V261H91ZM113 260V259H112ZM239 263V261H238ZM257 264H264V261L261 260V258L259 257L257 259Z\"/></svg>",
    "mask_w": 264,
    "mask_h": 264
}]
</instances>
